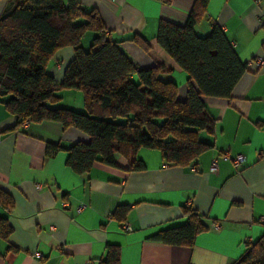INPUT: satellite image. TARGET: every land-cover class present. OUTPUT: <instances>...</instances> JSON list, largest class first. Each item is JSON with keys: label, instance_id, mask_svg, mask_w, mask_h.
Listing matches in <instances>:
<instances>
[{"label": "crops", "instance_id": "obj_1", "mask_svg": "<svg viewBox=\"0 0 264 264\" xmlns=\"http://www.w3.org/2000/svg\"><path fill=\"white\" fill-rule=\"evenodd\" d=\"M17 2L0 0V16ZM80 3L98 13L110 38L124 40L122 49L136 68L168 69L161 78L173 81L178 98H185L187 75L155 34L160 20L183 25L194 0ZM214 25L246 69L229 98H203L214 122L199 138L211 146L187 166L139 148L130 160L141 168L129 169V159L117 156L115 166L95 162L77 174L66 165L65 150L47 157L45 148L86 141L84 132L50 120L15 127L0 98V189L13 200L10 213L0 208L12 227L7 239L0 238V264H98L107 244L119 246L120 264H233L246 243L264 234V0H209L195 31L207 35ZM134 34L148 41L147 50L126 40ZM72 57L73 50L63 47L51 58L47 70L56 83ZM60 95L52 107L84 111L79 90ZM238 154L244 160L236 168L231 158ZM119 205L129 206L122 221L111 216ZM183 206L206 217L208 229L190 247L154 240L158 231L184 223Z\"/></svg>", "mask_w": 264, "mask_h": 264}, {"label": "trees", "instance_id": "obj_2", "mask_svg": "<svg viewBox=\"0 0 264 264\" xmlns=\"http://www.w3.org/2000/svg\"><path fill=\"white\" fill-rule=\"evenodd\" d=\"M208 1L194 0L183 25L158 22L155 42L187 75L181 100L177 85L161 78L168 69L136 68L122 49L124 40L110 38L98 13L85 9L80 0H18L0 16V98L15 117V127L50 120L84 132L86 141L45 148L47 157L65 150L66 165L77 174L88 172L95 162L115 166L117 156L129 159V169L141 168L130 160L139 148L159 151L167 164L189 165L211 146L199 138L214 122L203 98H229L246 69L221 27L214 25L207 35L196 33ZM86 37L88 46L83 43ZM126 40L144 50L149 47L140 35ZM63 47H70L73 57L56 83L47 67ZM67 89L81 92L83 112L51 106ZM0 208L6 213L13 208L11 196L2 189ZM128 210V205H119L111 216L122 221ZM181 217L183 224L152 238L192 246L208 229L206 217L191 206L182 207ZM11 232L7 218L0 216V238L7 239ZM245 246L233 264H264V234ZM119 257V246L107 244L98 264H120Z\"/></svg>", "mask_w": 264, "mask_h": 264}, {"label": "built area", "instance_id": "obj_3", "mask_svg": "<svg viewBox=\"0 0 264 264\" xmlns=\"http://www.w3.org/2000/svg\"><path fill=\"white\" fill-rule=\"evenodd\" d=\"M260 60L258 59V61H257V63H259L260 64ZM28 123V121H24V122H22L21 123V125L22 126H25L26 124ZM228 152H225V153H223L222 154V157L223 158H228ZM243 160H244V157L242 156V155H240V154H238V155H235V156H233L232 158H231V161H232V163H233V166L234 167H239L240 165H241V163L243 162ZM211 170H215L216 169V161H215V159H213V161H212V163H211ZM37 188H40V186L39 185H37ZM82 204L81 205H79V209L80 208H82ZM215 226H217V225H215Z\"/></svg>", "mask_w": 264, "mask_h": 264}, {"label": "rangeland", "instance_id": "obj_4", "mask_svg": "<svg viewBox=\"0 0 264 264\" xmlns=\"http://www.w3.org/2000/svg\"><path fill=\"white\" fill-rule=\"evenodd\" d=\"M87 41H88V38L86 37V39H85L84 42H83L84 45H86V46H88V42H87ZM86 48H87V47H86ZM55 105H57V103H55ZM55 105L53 104V106H55ZM57 106H58V105H57Z\"/></svg>", "mask_w": 264, "mask_h": 264}]
</instances>
